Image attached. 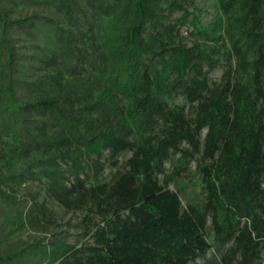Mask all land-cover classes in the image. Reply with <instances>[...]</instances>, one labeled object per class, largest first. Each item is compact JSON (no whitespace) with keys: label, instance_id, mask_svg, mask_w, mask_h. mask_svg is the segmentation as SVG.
I'll list each match as a JSON object with an SVG mask.
<instances>
[{"label":"trees","instance_id":"1","mask_svg":"<svg viewBox=\"0 0 264 264\" xmlns=\"http://www.w3.org/2000/svg\"><path fill=\"white\" fill-rule=\"evenodd\" d=\"M45 2L63 16L66 30L37 10L15 13L17 4L38 0H0V203L6 215L21 223L25 206L6 188L2 129L32 150L74 146L95 163L107 152L111 166L121 153L129 156L107 182L86 187L77 179L48 190L65 210L85 211L80 237L91 242L28 249L47 264H190L210 247V217L212 243L223 248L219 264H264V0H217L223 23L215 46L226 42L233 61L220 83L209 82L204 70L217 67L212 54L187 46L164 24L168 15L186 11L178 0L166 8L164 0ZM86 14L107 21L96 64L102 83L93 89L75 79L41 92L40 77L34 82L28 74L42 49L28 52L25 44L43 27L64 31L59 56L49 50L52 56L41 61L58 62L70 75L77 68L75 29ZM175 94L194 106L192 120L184 105L172 102ZM170 151L179 153L177 174L200 155L202 207L183 208L178 194L159 183Z\"/></svg>","mask_w":264,"mask_h":264},{"label":"rangeland","instance_id":"2","mask_svg":"<svg viewBox=\"0 0 264 264\" xmlns=\"http://www.w3.org/2000/svg\"><path fill=\"white\" fill-rule=\"evenodd\" d=\"M34 6L17 4L15 13L29 14L37 10L41 16L54 20L60 28L67 29L69 24L50 4L45 0H38ZM171 0H164L163 7ZM185 12L176 11L168 15L164 20L165 25L174 26L178 32V38L187 46L199 44L213 59L218 61L215 69L208 72L209 82L220 83L224 71L229 64L227 59V45L223 40L215 46L214 38L222 32L218 26L223 23V16L218 10L217 0H178ZM76 35L72 44L73 65L76 71L70 75L62 71L58 62L55 64L42 63L51 55V51H57L59 56L60 45L64 44L66 34L64 31L55 32L54 29L43 27L37 34L35 42L26 43L28 52L36 51V47L42 51L37 52L33 59L34 72L28 74L34 81L40 77L39 90L57 91L64 88L66 82L83 83L89 88H97L103 79L96 69L98 54L104 50L103 43L106 39L108 27L106 18L93 19L89 14L81 16L75 29ZM60 33V34H59ZM59 35L61 39L57 36ZM216 51L215 53H213ZM61 56L59 59H65ZM175 104L185 106V113L189 120L194 116V106L184 103L180 94L172 98ZM204 131L200 135L202 141ZM1 138L5 159L8 167L4 169L9 176L6 188L14 192L24 204V220L21 223H13L6 215L0 203V264H47L42 255L28 249L31 245L44 246L46 252L51 251L60 243H67L77 248L91 242L90 238H81V218L84 210H65L48 193L50 188L68 187L77 179L86 187L98 183L107 182L112 174L125 166L129 153H121L117 157L116 166H111L107 152H103L96 162L95 156H87L74 146L64 148H40L39 151L30 149L14 131L2 129ZM179 153L170 151L169 157L164 161L163 174L157 175L161 185L176 192L180 198L182 207L187 205L202 207L205 202V192L201 184L199 166L202 164L200 155H196L179 174ZM212 227L210 217H207L205 226V239L209 249L205 255L198 257L190 264H219V255L222 251L212 243Z\"/></svg>","mask_w":264,"mask_h":264}]
</instances>
